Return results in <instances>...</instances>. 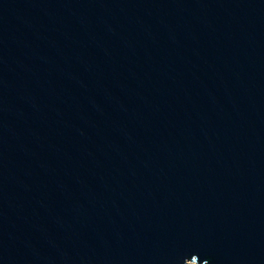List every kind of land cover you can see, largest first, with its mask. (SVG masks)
I'll use <instances>...</instances> for the list:
<instances>
[{
	"label": "water",
	"instance_id": "1",
	"mask_svg": "<svg viewBox=\"0 0 264 264\" xmlns=\"http://www.w3.org/2000/svg\"><path fill=\"white\" fill-rule=\"evenodd\" d=\"M264 264V0H0V264Z\"/></svg>",
	"mask_w": 264,
	"mask_h": 264
},
{
	"label": "rangeland",
	"instance_id": "2",
	"mask_svg": "<svg viewBox=\"0 0 264 264\" xmlns=\"http://www.w3.org/2000/svg\"><path fill=\"white\" fill-rule=\"evenodd\" d=\"M186 264H194V263H192V262H189V263H186Z\"/></svg>",
	"mask_w": 264,
	"mask_h": 264
}]
</instances>
